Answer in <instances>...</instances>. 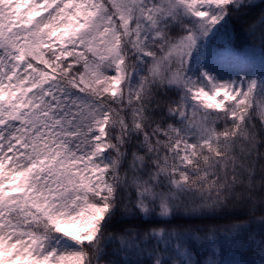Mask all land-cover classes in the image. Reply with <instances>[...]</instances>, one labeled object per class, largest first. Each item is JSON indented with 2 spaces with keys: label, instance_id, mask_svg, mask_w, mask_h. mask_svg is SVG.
I'll return each instance as SVG.
<instances>
[{
  "label": "snow or ice",
  "instance_id": "6c2138e0",
  "mask_svg": "<svg viewBox=\"0 0 264 264\" xmlns=\"http://www.w3.org/2000/svg\"><path fill=\"white\" fill-rule=\"evenodd\" d=\"M256 7L0 0V264H264V46H214Z\"/></svg>",
  "mask_w": 264,
  "mask_h": 264
},
{
  "label": "trees",
  "instance_id": "16d2710c",
  "mask_svg": "<svg viewBox=\"0 0 264 264\" xmlns=\"http://www.w3.org/2000/svg\"><path fill=\"white\" fill-rule=\"evenodd\" d=\"M258 7H256L251 13H249L246 17L243 18H233L228 22V41L231 47L235 51H248V50H256L259 55L261 51V47L264 46L261 44V41L257 38L256 40H252V38L248 34V23L255 21L258 23L259 14L264 11V0H259L254 2ZM254 45V47H253ZM232 212L235 214H243L247 212L246 208H243L237 205L232 209ZM246 218V217H245ZM226 221L223 219L219 220H196V221H173V223H189L193 226L195 225H206V224H223ZM238 249V248H237ZM239 251H243L245 254L247 253L241 247ZM207 258V257H206Z\"/></svg>",
  "mask_w": 264,
  "mask_h": 264
},
{
  "label": "rangeland",
  "instance_id": "374dc122",
  "mask_svg": "<svg viewBox=\"0 0 264 264\" xmlns=\"http://www.w3.org/2000/svg\"><path fill=\"white\" fill-rule=\"evenodd\" d=\"M255 1H259V0H254V2ZM214 46L218 50H223L224 48L234 50L228 41V30L226 35L222 34L220 37L216 39ZM241 53L249 54L248 56L249 67H252L254 69L259 68L260 55L256 50H248V51H243ZM240 66H244V65H240ZM236 70H237V65L235 63H229V61L226 58L222 59L219 62L220 75H222L224 78H228L229 75H235ZM239 249L240 248L237 249L230 246L229 251L225 255V259L230 261V264H247V262L253 259H258V257H253L249 253L245 254L243 251H239Z\"/></svg>",
  "mask_w": 264,
  "mask_h": 264
}]
</instances>
